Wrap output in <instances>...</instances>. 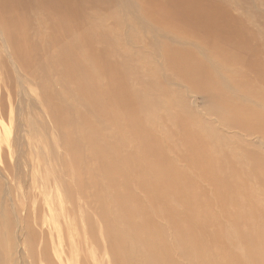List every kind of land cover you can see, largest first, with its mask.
<instances>
[{"label": "bare ground", "instance_id": "obj_1", "mask_svg": "<svg viewBox=\"0 0 264 264\" xmlns=\"http://www.w3.org/2000/svg\"><path fill=\"white\" fill-rule=\"evenodd\" d=\"M29 1L0 0L14 97L7 119L0 105V164L26 185L53 162L63 194L46 182L16 232L0 181V264H16L41 210L60 229L58 206L70 229L73 198L102 221L107 264H264V0ZM158 178L165 193L145 200Z\"/></svg>", "mask_w": 264, "mask_h": 264}, {"label": "rangeland", "instance_id": "obj_2", "mask_svg": "<svg viewBox=\"0 0 264 264\" xmlns=\"http://www.w3.org/2000/svg\"><path fill=\"white\" fill-rule=\"evenodd\" d=\"M221 3L227 6V4L232 3V0H221ZM228 9L230 8L228 7ZM232 13L234 15L238 14V12L235 10H232ZM20 16L21 18L22 17L24 18L26 16L25 11L21 12ZM1 60H3V56L0 53V61ZM7 71H8L7 65L3 66L2 64H0V102H1L0 105L2 104L4 107H6L5 108L7 110L6 115H5L6 119L9 116L10 107L13 106L14 104V97H12V95L8 93L9 90L5 89ZM10 75L13 76L11 72H10ZM163 76L164 74L154 75L153 76L154 82L157 84L158 81H160ZM12 86H13V79H12ZM148 90H151V89H146L145 87V88L140 89V92L141 94H145ZM187 92L188 93H186V95L187 94L188 95L186 96V102L188 105L196 106L195 108H198L197 107L198 105L203 106L202 95H198V94L194 95L195 94L194 92H190V91H187ZM150 93L152 94L153 92H150ZM179 96L183 97L181 95ZM155 102L156 100L151 99L147 101H141L140 103H143V105L151 106V109H153ZM199 109H201V106L199 107ZM36 125L38 129H41V126L39 125L38 122H36ZM46 129H48L47 125H46ZM35 155L33 154L32 156L33 159L36 157ZM9 156L10 154L7 153L5 156V162L11 165V162H10L11 158ZM52 163L53 162L48 163V167H47V169L49 168L51 169L49 170L44 169L46 170V172L39 171L37 177H35V179L33 180L29 179L26 185H24L21 181L14 182L12 178V174H11L12 172H9L4 165L0 164V181L3 184V193L5 194L6 200L8 202L7 206H9L10 208L9 213L12 217L14 224H16L13 231L17 232L18 230L17 219L19 218L21 214V209L22 208L24 209L25 206H29L31 209L33 208V206H36V203L33 200L35 196L38 197L40 194L41 197L39 196L37 199L39 201L41 200L40 201V203L42 204L41 206L44 205L42 191H43V186L45 188L46 182H48L47 191L50 190L53 192L51 193V196L54 195L56 197L57 195L60 196V194H63L60 188L57 186V184L54 181H52L53 180L52 173H53L54 168H56L55 166L57 165V164L53 165L55 163L53 164ZM58 168L59 166L57 165V169ZM177 174L178 173L176 171H171V176L168 179V181H170V183L171 181H179ZM48 176L50 177L48 178ZM45 177L47 179H45ZM17 180L19 181V179ZM68 180L69 179L67 178L66 181L69 184H66V185H69L72 187L73 182H71V180L69 181ZM164 181L165 180H163L162 178H158L156 180L155 186L152 188V189L158 190L160 195H157L154 197L145 196L143 198L147 201H154L157 197H162V194L165 193L164 190L162 189ZM51 184H54V185L51 186ZM54 190L56 191L54 192ZM59 190L61 191V193ZM10 191H11V194L9 193ZM231 209H233V206L231 207ZM168 210H170V206L168 204H163L157 208L155 218L156 220L160 222V224L165 223V221L160 218L161 214L163 212H168ZM41 211L42 213H40L41 215L37 219L31 218L30 220L27 221L29 223V226H28V230H25L22 236V238L24 239L23 243H21L20 245L18 244L14 246L13 250L15 251V253L13 251L14 254H12V256L13 255L15 256V258L14 256L13 258L16 260V264H21V263L22 264H44V262L41 260V254H40L42 246H43V249L45 250V253L48 254L50 258H52L53 264H68V263L69 264H107V260H106V257L104 256V252L107 253L106 256L108 257L109 260L113 256L107 247L106 238L104 237L102 233L103 231L102 221L98 218V216L93 211V209L89 205L86 204L84 199H80L76 201L73 198L72 202H70L69 205L66 207V211L64 209L65 214H67V217L69 218L68 220L70 222V229L69 228L67 229V226H66V223L63 217L64 213L61 212V209L58 206L54 207V217H57L61 221L60 229L59 228L55 230L53 229V221H50V220H53V218H51V216L47 212L48 211L47 209L44 211L43 210ZM14 212H16V214ZM47 214L49 216H47ZM48 221L52 223L47 225ZM55 221L57 222V220ZM69 230L72 233L71 236L68 235ZM13 236L14 238L17 237L16 241H19L20 233L17 236L15 235V233H13ZM72 239L74 240V245H76L77 247L76 253L74 250L70 251L71 245L69 241ZM107 239H112V238H107ZM2 251L4 252V254L6 251H8L6 244H0V253H3ZM63 259L65 262H62ZM66 261H68V263Z\"/></svg>", "mask_w": 264, "mask_h": 264}]
</instances>
